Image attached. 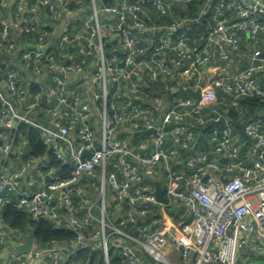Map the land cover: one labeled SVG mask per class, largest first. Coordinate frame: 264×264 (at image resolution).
<instances>
[{
  "label": "built area",
  "instance_id": "built-area-1",
  "mask_svg": "<svg viewBox=\"0 0 264 264\" xmlns=\"http://www.w3.org/2000/svg\"><path fill=\"white\" fill-rule=\"evenodd\" d=\"M241 33L264 41V0H0V207L72 232L5 248L0 264H91L82 251L100 264H237L264 240V119L237 139L227 106L208 111L219 90L235 107L264 102L259 50L243 69L209 71L239 52ZM189 82L199 101L169 97ZM205 127L211 151L197 150ZM13 231L0 229V245L21 239Z\"/></svg>",
  "mask_w": 264,
  "mask_h": 264
},
{
  "label": "trees",
  "instance_id": "trees-1",
  "mask_svg": "<svg viewBox=\"0 0 264 264\" xmlns=\"http://www.w3.org/2000/svg\"><path fill=\"white\" fill-rule=\"evenodd\" d=\"M261 107H264V102L260 101V99L258 98L241 99L239 100L238 107H235L231 104L227 105L228 115L232 118L231 125L234 124L237 132L241 137H243V139H246L243 134V126L247 121L256 120L259 118L264 119V115L258 114V111ZM240 111H244V114L240 113ZM208 128L209 127H205L204 130L208 132ZM18 130L23 135L27 136L29 146L32 149L31 152L33 154L40 155L45 152L46 149L38 139V132L35 129L28 128L26 125H21L19 126ZM52 163L56 165L54 161H52ZM68 175L69 169L67 166H65L63 168V176ZM0 219L3 224L10 230H18L24 232L28 227H30L34 238L42 243H47L52 239L62 240L72 237V232L67 231L63 228H55L50 222L46 220H42L39 222L31 221L29 216L25 214L23 210L17 209L11 204H4L1 207ZM78 257L82 259H86L89 257L91 259V264H100L101 261L100 255L98 253H91L89 251L79 252Z\"/></svg>",
  "mask_w": 264,
  "mask_h": 264
},
{
  "label": "crops",
  "instance_id": "crops-1",
  "mask_svg": "<svg viewBox=\"0 0 264 264\" xmlns=\"http://www.w3.org/2000/svg\"><path fill=\"white\" fill-rule=\"evenodd\" d=\"M255 50H259L260 52H264V41H261L260 43H258L257 45H252L249 40H248V37L245 33H241V37H240V50L238 53H235L232 55V58L230 61L228 62H215V63H212L210 65V69L209 71L211 72V75L214 77L216 74L215 72H218V73H225L227 71H236V70H239V69H243L244 67H246L250 62H251V57L253 55V52ZM216 68H218L216 71H214ZM258 83L261 87H264V73H261L258 75ZM162 91H164V89L162 88V86L160 87ZM222 91H218V95H219V103L217 106H214L213 104H211V106H209V109L208 111L210 110H213V109H217V108H222L224 106H227V104H229L230 102V99L224 95V94H221ZM122 102H118V105H121ZM244 111H240V113L244 114L243 113ZM94 121L96 122L97 121V118L96 116L94 117ZM233 125V134L235 135V137L238 139V137H241L239 135V133L237 132L234 124ZM128 130V129H127ZM198 147H197V150H204V151H211L212 149V145L209 143V140H208V132L206 130H201V129H198ZM123 137L127 138L129 141L133 142V143H138L142 137V135H139L137 134V132L135 133H130L129 135L128 134H125L123 133ZM75 140V143L78 145V141H77V138H74ZM11 161L13 164H15L18 159H17V156L16 155H13L11 157ZM90 181H95L94 179H82V181L79 183L78 185V188L81 192H90L93 194V196L96 195V193L89 187L86 186V184ZM74 200L75 202L77 203V205L79 206V215L80 217L83 216V213H84V210H85V207L86 205L82 202V198L81 196L75 194L74 195ZM1 209V207H0ZM63 221H65V219H63ZM64 224V222H63ZM63 227V226H62ZM2 228H6V226L3 224V222L1 221L0 219V229ZM25 232V231H24ZM22 243V239H13V238H10L7 240V243H6V246L4 247L3 245H0V259H3V255H4V250L5 248H8L9 246H17L19 244ZM264 247V240L262 239H253L246 247L245 250L241 251L239 253V259L238 261L240 262L243 258V255L242 254H245V253H248L249 255L253 253V250H257V248L259 247ZM4 264H18L17 262H11V263H8L7 261L4 262Z\"/></svg>",
  "mask_w": 264,
  "mask_h": 264
},
{
  "label": "water",
  "instance_id": "water-1",
  "mask_svg": "<svg viewBox=\"0 0 264 264\" xmlns=\"http://www.w3.org/2000/svg\"><path fill=\"white\" fill-rule=\"evenodd\" d=\"M104 2L107 1H111V0H103ZM252 1V0H249ZM51 43V41L49 42V44ZM260 58L264 59V52H261L259 55ZM0 59H4L7 60L8 56H5L4 54L0 53ZM176 94H184V95H191L193 97H195V99L197 101H199L201 99V95L199 92L194 91L192 89V82H189V86L186 88H180L178 89L176 92L170 93L169 97L174 96ZM259 115H264V107H261L258 111ZM154 130H146V131H141L137 134H143L145 136H148L150 133H152ZM84 154H87L86 152H84ZM222 162L225 161V159H221ZM155 195L157 198V201L163 204H166L168 202L167 198L164 195L163 189L160 185L159 182L155 183ZM25 214H28L27 211H24ZM15 235L20 236L22 239V243L17 245V246H9L8 249L10 251H16L18 253L24 254L26 252H28L30 250L31 244H32V240H33V233L31 231V228L28 227L26 233H20L18 230H14L13 231Z\"/></svg>",
  "mask_w": 264,
  "mask_h": 264
},
{
  "label": "rangeland",
  "instance_id": "rangeland-1",
  "mask_svg": "<svg viewBox=\"0 0 264 264\" xmlns=\"http://www.w3.org/2000/svg\"><path fill=\"white\" fill-rule=\"evenodd\" d=\"M111 193L110 185L107 186V194ZM95 212V210H94ZM97 213V212H96ZM246 248H242L239 253ZM243 258L237 264H264V247H259L257 250H253V253L249 255L248 253L242 254ZM254 255V257H253Z\"/></svg>",
  "mask_w": 264,
  "mask_h": 264
}]
</instances>
